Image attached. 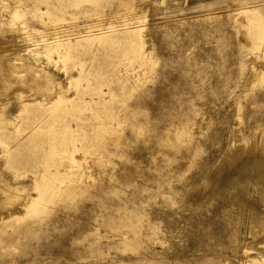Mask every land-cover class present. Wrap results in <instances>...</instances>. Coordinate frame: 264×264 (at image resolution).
Masks as SVG:
<instances>
[{
    "label": "rangeland",
    "instance_id": "obj_1",
    "mask_svg": "<svg viewBox=\"0 0 264 264\" xmlns=\"http://www.w3.org/2000/svg\"><path fill=\"white\" fill-rule=\"evenodd\" d=\"M262 175L264 0H0V264H264Z\"/></svg>",
    "mask_w": 264,
    "mask_h": 264
},
{
    "label": "bare ground",
    "instance_id": "obj_2",
    "mask_svg": "<svg viewBox=\"0 0 264 264\" xmlns=\"http://www.w3.org/2000/svg\"><path fill=\"white\" fill-rule=\"evenodd\" d=\"M168 153H169V151H168ZM169 155L170 154H167L166 156H169ZM259 181L264 183V177H263V175H262V177H261V179ZM242 183H244V179L234 180V179H229V178L225 177L224 180L219 181V182H216L215 184H219V186L222 187V193H225L229 189H232L231 191L234 192L235 193V197H237V196H239V194H241V189L243 187ZM4 190L7 191V192L9 191L8 188H6ZM134 225L136 227H138L136 225V223H134ZM111 226H113V225H111Z\"/></svg>",
    "mask_w": 264,
    "mask_h": 264
}]
</instances>
